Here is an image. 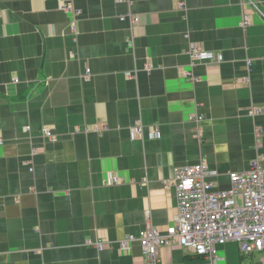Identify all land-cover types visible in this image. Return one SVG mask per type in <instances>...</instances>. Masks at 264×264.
Here are the masks:
<instances>
[{"label": "crops", "instance_id": "0c3cea01", "mask_svg": "<svg viewBox=\"0 0 264 264\" xmlns=\"http://www.w3.org/2000/svg\"><path fill=\"white\" fill-rule=\"evenodd\" d=\"M252 1L0 0V264H149L139 241L117 240L176 222V167L203 160L228 189L229 172L264 165V0ZM191 42L223 60L192 64ZM217 250L212 263L170 244L158 264H264L236 241Z\"/></svg>", "mask_w": 264, "mask_h": 264}, {"label": "built area", "instance_id": "2783aa9c", "mask_svg": "<svg viewBox=\"0 0 264 264\" xmlns=\"http://www.w3.org/2000/svg\"><path fill=\"white\" fill-rule=\"evenodd\" d=\"M131 2V0H120ZM241 4L254 3L252 0H238ZM179 8L185 10L184 1H179ZM66 10L74 7L69 3L62 6ZM132 27L138 21V15L131 14ZM248 17V16H246ZM245 17V18H246ZM124 19V16H121ZM1 20V17H0ZM250 21L243 20L246 25ZM72 31L77 33L76 21L71 23ZM130 44L132 41L130 40ZM192 64L198 61L217 59L223 60L221 52H214L200 48L192 44L189 49ZM249 64L250 61H249ZM91 71L86 69L85 77H89ZM126 75H132L127 72ZM263 111L260 105L250 109L251 115H258ZM195 122H200L203 115H193ZM144 126L136 123L132 127L133 136H142ZM150 137H158L159 132L155 127H150ZM30 126L25 128L29 131ZM197 134L200 133L198 127ZM260 132V130H258ZM44 137L54 139L55 133L49 126L42 128ZM0 143L3 139L0 137ZM37 149H34L36 152ZM263 155L260 154L246 170L232 171L229 173L230 188L222 189L216 186L212 180L219 172L210 168L205 161L194 165L180 166L175 168V187L178 216L176 223L166 229L156 226H147L138 234H127L117 240L120 250H130L134 241H139L143 255L149 264H158L159 250L163 246L180 243L192 253L203 255L212 263L220 259L217 245L229 241H239L242 250L246 253L254 251L264 252V165ZM212 177V178H210ZM122 180L117 174L110 177V183H119ZM98 248L105 246V241H92Z\"/></svg>", "mask_w": 264, "mask_h": 264}, {"label": "rangeland", "instance_id": "374dc122", "mask_svg": "<svg viewBox=\"0 0 264 264\" xmlns=\"http://www.w3.org/2000/svg\"><path fill=\"white\" fill-rule=\"evenodd\" d=\"M246 18H247V20H250V19H249L250 17H246ZM246 18H244L243 20H245ZM192 44H195V45L199 46L197 43H195V42H191V43H190V46H189V49H190V47H191ZM200 48H201V47H200ZM211 51H212V50H211ZM214 52H216V51H214ZM216 53H217V52H216ZM208 61H216V62H220V61L217 60V59L208 60ZM254 106H256V105H254ZM251 108H252V107H251ZM248 111H249V110H248ZM231 172H232V171H231ZM229 173H230V172H229ZM229 173H228V174H229ZM112 175H116V174H112ZM112 175H110V177H111ZM174 180H175V169H174ZM229 181H230V180H229ZM175 190H176V187H175ZM177 212H178V210H177ZM177 216H178V214H177ZM176 220H177V219H176ZM175 223H176V222H175ZM175 223H174V224H175ZM147 226H149V225H147ZM147 226H146V227H147ZM151 226H153V225H151ZM169 226H170V225H169ZM169 226H168V227H169ZM165 229H166V228H165ZM98 240H100V239H98ZM236 242H239V241H236ZM175 244H176V243H175ZM177 244H180V243H177ZM180 245H181V244H180ZM181 246H183V245H181ZM163 247H164V246H163ZM183 247L186 248L185 246H183ZM161 248H162V247H161ZM161 248H160V249H161ZM186 249H187V248H186ZM241 249H242V247H241ZM242 251H243V250H242ZM243 252H244V251H243ZM159 253H160V250H159ZM193 254H195V255H199V256H203V255H200V254H197V253H193ZM143 256H144V255H143ZM203 257H204V256H203ZM144 258H145V257H144ZM158 258H159V259H158V263H159V260H160L159 255H158ZM145 260H146V259H145ZM146 262H147V261H146ZM147 263H148V262H147Z\"/></svg>", "mask_w": 264, "mask_h": 264}]
</instances>
